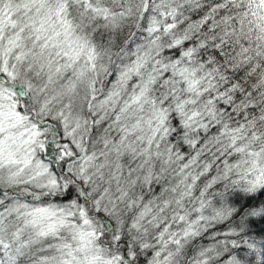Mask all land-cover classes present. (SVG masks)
I'll return each instance as SVG.
<instances>
[{
    "label": "snow or ice",
    "instance_id": "1",
    "mask_svg": "<svg viewBox=\"0 0 264 264\" xmlns=\"http://www.w3.org/2000/svg\"><path fill=\"white\" fill-rule=\"evenodd\" d=\"M0 264H264V0H0Z\"/></svg>",
    "mask_w": 264,
    "mask_h": 264
}]
</instances>
